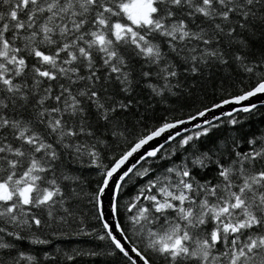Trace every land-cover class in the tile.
I'll return each instance as SVG.
<instances>
[{"label": "snow or ice", "instance_id": "6c2138e0", "mask_svg": "<svg viewBox=\"0 0 264 264\" xmlns=\"http://www.w3.org/2000/svg\"><path fill=\"white\" fill-rule=\"evenodd\" d=\"M0 264H264V0H0Z\"/></svg>", "mask_w": 264, "mask_h": 264}]
</instances>
